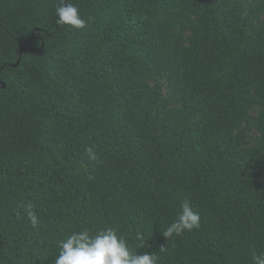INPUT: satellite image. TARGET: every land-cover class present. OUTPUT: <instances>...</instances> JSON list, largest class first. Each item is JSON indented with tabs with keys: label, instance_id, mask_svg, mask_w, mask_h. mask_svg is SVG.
<instances>
[{
	"label": "trees",
	"instance_id": "obj_1",
	"mask_svg": "<svg viewBox=\"0 0 264 264\" xmlns=\"http://www.w3.org/2000/svg\"><path fill=\"white\" fill-rule=\"evenodd\" d=\"M71 2L83 30L57 25L59 0H0V264H54L109 227L158 264H253L264 0ZM185 200L200 226L168 240Z\"/></svg>",
	"mask_w": 264,
	"mask_h": 264
},
{
	"label": "clouds",
	"instance_id": "obj_2",
	"mask_svg": "<svg viewBox=\"0 0 264 264\" xmlns=\"http://www.w3.org/2000/svg\"><path fill=\"white\" fill-rule=\"evenodd\" d=\"M57 25L69 26L76 30L87 27V21L80 14L78 7L71 0H59L55 8ZM86 152L95 159L92 147ZM29 222L33 227L39 223L37 214L33 211L31 203L22 205ZM201 222L199 212L195 211L187 200L180 205L176 218L163 231L168 240L174 236H181L186 232L198 229ZM137 239L142 240L141 234ZM165 248H161V252ZM159 257L156 253H134L123 236H119L114 228H106L95 235L88 229L71 233L66 239L59 242V255L55 257L54 264H158ZM253 264H264V252L253 254Z\"/></svg>",
	"mask_w": 264,
	"mask_h": 264
},
{
	"label": "water",
	"instance_id": "obj_3",
	"mask_svg": "<svg viewBox=\"0 0 264 264\" xmlns=\"http://www.w3.org/2000/svg\"><path fill=\"white\" fill-rule=\"evenodd\" d=\"M19 62H20V61H18V62L16 63V65H18V64H19Z\"/></svg>",
	"mask_w": 264,
	"mask_h": 264
}]
</instances>
